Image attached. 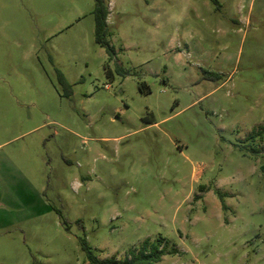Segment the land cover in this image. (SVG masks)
I'll return each mask as SVG.
<instances>
[{"label": "rangeland", "instance_id": "obj_1", "mask_svg": "<svg viewBox=\"0 0 264 264\" xmlns=\"http://www.w3.org/2000/svg\"><path fill=\"white\" fill-rule=\"evenodd\" d=\"M109 1L0 0V264H264V0Z\"/></svg>", "mask_w": 264, "mask_h": 264}, {"label": "trees", "instance_id": "obj_2", "mask_svg": "<svg viewBox=\"0 0 264 264\" xmlns=\"http://www.w3.org/2000/svg\"><path fill=\"white\" fill-rule=\"evenodd\" d=\"M93 20H94V41L96 45L104 49L107 55V62L112 61L115 53L110 47L109 42L106 37L110 36L108 32L107 17L109 15L108 5L109 0H93ZM115 72L121 74V70L118 66L115 68ZM105 73L107 76H111L112 72L106 67ZM206 79L217 80L218 76L216 74H205ZM58 79L60 84L70 92L69 86L65 83L63 77L58 74ZM258 133V134H257ZM253 132L251 139H254L256 135L260 138H264V128L261 132ZM218 194V193H217ZM221 202L222 195L218 194ZM225 205L222 203V208ZM163 238H157L153 241L145 240L141 243L138 249L129 251L127 256L122 260H116L114 257L100 260L96 257L94 252L88 246L84 239L80 240L81 249L85 254L87 264H158L165 254V244ZM175 252V251H174Z\"/></svg>", "mask_w": 264, "mask_h": 264}, {"label": "crops", "instance_id": "obj_3", "mask_svg": "<svg viewBox=\"0 0 264 264\" xmlns=\"http://www.w3.org/2000/svg\"><path fill=\"white\" fill-rule=\"evenodd\" d=\"M110 2V1H109ZM108 11H109V14H110V3H109V5H108ZM109 16V15H108ZM107 19H108V17H107Z\"/></svg>", "mask_w": 264, "mask_h": 264}]
</instances>
